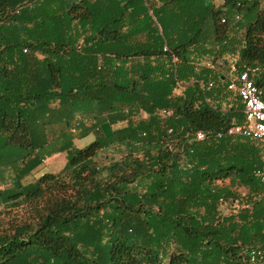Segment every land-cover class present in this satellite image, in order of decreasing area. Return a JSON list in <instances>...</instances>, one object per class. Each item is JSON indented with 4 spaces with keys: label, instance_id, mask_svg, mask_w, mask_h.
Here are the masks:
<instances>
[{
    "label": "trees",
    "instance_id": "trees-1",
    "mask_svg": "<svg viewBox=\"0 0 264 264\" xmlns=\"http://www.w3.org/2000/svg\"><path fill=\"white\" fill-rule=\"evenodd\" d=\"M216 1L0 0V264H264V143L228 134L264 6Z\"/></svg>",
    "mask_w": 264,
    "mask_h": 264
},
{
    "label": "built area",
    "instance_id": "built-area-1",
    "mask_svg": "<svg viewBox=\"0 0 264 264\" xmlns=\"http://www.w3.org/2000/svg\"><path fill=\"white\" fill-rule=\"evenodd\" d=\"M257 72L258 69H251L232 78L229 90L237 92L241 98L245 106V121L242 125L232 126L228 134L230 136L242 137L252 142L264 143V101L261 98L258 87L252 79V76ZM161 115L166 116L168 113L164 111ZM204 139L205 135L203 133L197 135V140ZM258 176L264 182V167L258 173ZM263 259V251L255 250L252 252V263L261 262Z\"/></svg>",
    "mask_w": 264,
    "mask_h": 264
},
{
    "label": "rangeland",
    "instance_id": "rangeland-1",
    "mask_svg": "<svg viewBox=\"0 0 264 264\" xmlns=\"http://www.w3.org/2000/svg\"><path fill=\"white\" fill-rule=\"evenodd\" d=\"M261 2L263 3V6H264V0H261ZM216 3H217V5H221L222 1L218 0V1H216ZM201 5H202V2L198 1V7L199 8H201ZM123 126H124V124L116 125L113 127V129L116 130V129H119L120 127H123ZM96 137H97V134H92L87 139L77 142V147L78 148H84L85 146L92 143ZM65 164H66V155L65 154L57 155V156L53 157L52 159L47 160L44 163V166H42L39 170H37L30 178L23 180L22 185H27L30 182H34L41 175H44V174H48V173L58 174L62 171ZM12 182H13V176L10 172H7L6 176H5V183L6 184H4L0 189L12 187L13 186ZM241 191L243 193H245L244 190H241Z\"/></svg>",
    "mask_w": 264,
    "mask_h": 264
},
{
    "label": "water",
    "instance_id": "water-1",
    "mask_svg": "<svg viewBox=\"0 0 264 264\" xmlns=\"http://www.w3.org/2000/svg\"><path fill=\"white\" fill-rule=\"evenodd\" d=\"M101 130L105 136V138H111L113 136V130L111 128V125L109 123H105L101 126ZM15 188L20 189V183L15 182Z\"/></svg>",
    "mask_w": 264,
    "mask_h": 264
},
{
    "label": "crops",
    "instance_id": "crops-1",
    "mask_svg": "<svg viewBox=\"0 0 264 264\" xmlns=\"http://www.w3.org/2000/svg\"><path fill=\"white\" fill-rule=\"evenodd\" d=\"M55 157V156H54ZM52 159V158H51Z\"/></svg>",
    "mask_w": 264,
    "mask_h": 264
}]
</instances>
